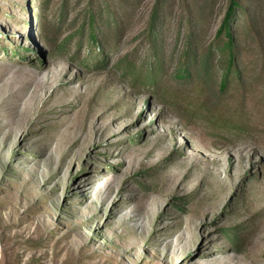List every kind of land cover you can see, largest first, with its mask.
<instances>
[{"label":"rangeland","instance_id":"obj_1","mask_svg":"<svg viewBox=\"0 0 264 264\" xmlns=\"http://www.w3.org/2000/svg\"><path fill=\"white\" fill-rule=\"evenodd\" d=\"M237 5L229 68L231 0H0V264H264V0Z\"/></svg>","mask_w":264,"mask_h":264},{"label":"trees","instance_id":"obj_2","mask_svg":"<svg viewBox=\"0 0 264 264\" xmlns=\"http://www.w3.org/2000/svg\"><path fill=\"white\" fill-rule=\"evenodd\" d=\"M238 7L237 5V0H231V7L229 9L228 15L225 17L224 21H223V25L221 27V29L219 30V36L222 34H225V36L227 37L226 40H223L222 43H220V45H218V49L220 50H226L229 51L230 53V57H229V68L233 67V54H232V49L234 47V38L232 35V30H231V23H232V19L234 17L236 8ZM211 65L209 64V62L206 60L202 66H198L197 67V75L199 77H202L206 74H208V72L211 70ZM230 70H228L225 73L224 76V80L222 82V89L225 90L230 82Z\"/></svg>","mask_w":264,"mask_h":264}]
</instances>
